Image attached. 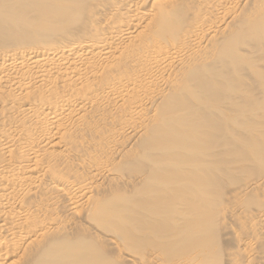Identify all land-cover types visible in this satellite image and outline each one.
Masks as SVG:
<instances>
[{
    "label": "bare ground",
    "instance_id": "bare-ground-1",
    "mask_svg": "<svg viewBox=\"0 0 264 264\" xmlns=\"http://www.w3.org/2000/svg\"><path fill=\"white\" fill-rule=\"evenodd\" d=\"M0 264H264V0H0Z\"/></svg>",
    "mask_w": 264,
    "mask_h": 264
},
{
    "label": "rangeland",
    "instance_id": "rangeland-1",
    "mask_svg": "<svg viewBox=\"0 0 264 264\" xmlns=\"http://www.w3.org/2000/svg\"><path fill=\"white\" fill-rule=\"evenodd\" d=\"M32 44H34V45H39L38 42H32ZM60 46L64 47V45L61 44V43L55 45V47H57V48H59ZM66 46H68V45H66Z\"/></svg>",
    "mask_w": 264,
    "mask_h": 264
}]
</instances>
